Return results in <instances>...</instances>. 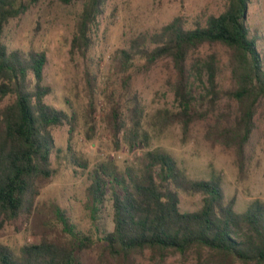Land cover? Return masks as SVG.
<instances>
[{
  "label": "trees",
  "instance_id": "obj_1",
  "mask_svg": "<svg viewBox=\"0 0 264 264\" xmlns=\"http://www.w3.org/2000/svg\"><path fill=\"white\" fill-rule=\"evenodd\" d=\"M41 0H0V230L22 216L35 215L42 185L56 173L52 164L57 146L54 129L74 128L76 114L47 102L54 93L46 82L47 53L11 48L6 31ZM79 4L81 13L71 52L87 58L93 45L91 31L109 0H58ZM251 0H224L219 15L188 27L175 17L153 32L134 35L112 56L110 77L115 88H105V119L116 145L147 146L151 130L135 80L146 76L161 61L170 59L174 111H164L163 127L178 123L184 138L193 124L203 122L205 139L236 152L243 168L245 153L257 130V115L264 104V48L259 30L248 24ZM222 46L229 54L230 86L219 79L215 54L193 58L201 47ZM85 79L89 116L94 119L97 76L87 68ZM201 82L203 93L196 95ZM111 87V86H110ZM110 89V92H109ZM227 99L226 112L209 116ZM233 104V105H232ZM86 174V211L91 230L85 232L69 215L54 206L40 224L37 242L14 248L0 241V264H82V253L101 248L118 264H131L136 255L149 253V264H163L171 255L193 264H264V202L246 210L228 199L222 179H192L165 148L144 152L136 163L119 165L103 160L89 168L75 161ZM183 196H199L201 206L183 211ZM49 217V219H48ZM57 222L59 229L49 226Z\"/></svg>",
  "mask_w": 264,
  "mask_h": 264
},
{
  "label": "rangeland",
  "instance_id": "obj_2",
  "mask_svg": "<svg viewBox=\"0 0 264 264\" xmlns=\"http://www.w3.org/2000/svg\"><path fill=\"white\" fill-rule=\"evenodd\" d=\"M224 0H109L99 18V24L91 31L92 48L83 58L72 54L71 45L77 31L81 13L79 4L63 5L58 0H41L20 20L13 21L6 31V42L11 48L45 51L48 57L46 82L54 93L47 102L69 114H76L74 128L65 125L54 129L57 152L52 164L55 175L42 185L35 207L39 223L34 215L22 216L0 230V241L14 248L25 243L37 242L42 232L40 224L53 212L54 206L70 209L69 215L85 232L92 228L86 211V174L75 161L95 163L115 160L119 165L133 164L144 152L163 147L168 150L192 179H222L228 199L236 198L240 212L254 201L264 202V104L257 115V130L245 153L243 168L233 149L213 145L205 139L204 123L192 125L184 138L182 127L175 123L163 127L164 111H174L173 75L170 59L159 62L146 76L135 80L145 109L146 126L151 130L148 145L130 149L116 145L108 128L105 112L107 93L105 88H115L112 82L111 62L116 50L124 48L131 37L141 32H153L169 24L175 17H183L188 27L204 23L210 15H219ZM248 24L263 36L264 48V0H251ZM215 54L219 79L223 86H230L229 54L222 46H205L193 53V58H205ZM97 76L94 119L89 116L86 69ZM111 86V87H110ZM196 95L203 93L201 82L195 84ZM110 92V89H109ZM229 104L223 99L218 107L205 106L201 112L214 116L226 112ZM233 105V104H232ZM108 106V105H107ZM154 126L152 127V125ZM201 206L199 196H183L181 209L193 211ZM49 219V217H48ZM49 226L59 229L57 222ZM197 257L169 256L163 264H193ZM150 255H136L131 264H149ZM82 264H118L108 258L101 248L87 249L82 253Z\"/></svg>",
  "mask_w": 264,
  "mask_h": 264
}]
</instances>
